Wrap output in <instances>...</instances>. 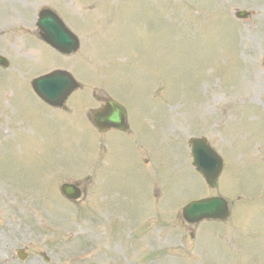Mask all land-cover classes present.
<instances>
[{
	"label": "rangeland",
	"instance_id": "rangeland-1",
	"mask_svg": "<svg viewBox=\"0 0 264 264\" xmlns=\"http://www.w3.org/2000/svg\"><path fill=\"white\" fill-rule=\"evenodd\" d=\"M231 1L0 0V55L9 61L0 69V264H264V121L253 124L256 137L244 127L258 112L264 118V37L230 15L247 6L250 23H264V0ZM43 9L82 37L74 56L54 54L29 35L38 36ZM218 11L236 25L231 35H219L228 21L221 12L213 17ZM54 61L82 86L68 101V115L31 92V80ZM232 86L246 87V94L236 97ZM110 96L133 123L146 118L153 128L142 123L147 133L133 144L119 132L94 133L83 114L98 108L96 97ZM191 136H206L227 157L224 192L219 185L209 190L199 175L192 189L191 162L184 171L179 160ZM87 177L83 199L66 202L59 185ZM224 194L233 205L226 222L182 220L185 204ZM120 212L131 227L107 224L119 222ZM88 231L110 238L81 234ZM29 245L18 263L17 251Z\"/></svg>",
	"mask_w": 264,
	"mask_h": 264
},
{
	"label": "water",
	"instance_id": "water-1",
	"mask_svg": "<svg viewBox=\"0 0 264 264\" xmlns=\"http://www.w3.org/2000/svg\"><path fill=\"white\" fill-rule=\"evenodd\" d=\"M40 26L49 35V41L52 42V46L63 49V47L69 45L71 35L66 32L65 28L56 15L46 12L45 15H43V17L41 18ZM66 49L74 50L75 47L72 46V48H68V46H66ZM53 85L56 86L53 87ZM72 85L74 86V82L72 81L71 77L66 73L60 72L37 79L36 87H34V89L37 95L44 101H47L53 105H60L69 91L73 88ZM113 105L116 104H114L113 102H109L108 109ZM107 111L105 112V114L107 113ZM118 113L119 112L113 108L112 111L107 114L108 122L119 124L120 113ZM195 165L204 173L209 186L213 187L216 177L220 171V162L213 163L211 165L213 167V170H206L202 168L200 162H195ZM64 189L65 188H63V191ZM65 191L67 194H73L70 189H66ZM75 197H78V195H76ZM185 210L188 214L194 215L196 217L195 220H200L202 218L222 219L227 215L225 205L219 199L212 200L210 202L205 201V203L203 202V204L190 206Z\"/></svg>",
	"mask_w": 264,
	"mask_h": 264
},
{
	"label": "bare ground",
	"instance_id": "bare-ground-1",
	"mask_svg": "<svg viewBox=\"0 0 264 264\" xmlns=\"http://www.w3.org/2000/svg\"><path fill=\"white\" fill-rule=\"evenodd\" d=\"M10 3H12V2H10ZM13 5V4H12ZM12 7V6H11ZM242 96H244V94H238V95H236V97H242ZM2 107V105L0 106V108Z\"/></svg>",
	"mask_w": 264,
	"mask_h": 264
},
{
	"label": "snow or ice",
	"instance_id": "snow-or-ice-1",
	"mask_svg": "<svg viewBox=\"0 0 264 264\" xmlns=\"http://www.w3.org/2000/svg\"><path fill=\"white\" fill-rule=\"evenodd\" d=\"M56 85H53V87H55Z\"/></svg>",
	"mask_w": 264,
	"mask_h": 264
}]
</instances>
